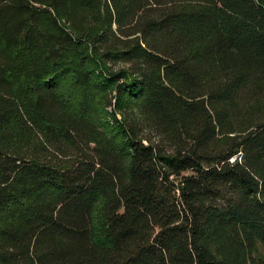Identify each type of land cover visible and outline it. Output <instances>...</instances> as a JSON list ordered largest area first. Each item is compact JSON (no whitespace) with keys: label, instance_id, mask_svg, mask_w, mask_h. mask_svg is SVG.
Here are the masks:
<instances>
[{"label":"trees","instance_id":"16d2710c","mask_svg":"<svg viewBox=\"0 0 264 264\" xmlns=\"http://www.w3.org/2000/svg\"><path fill=\"white\" fill-rule=\"evenodd\" d=\"M264 0H0V264H264Z\"/></svg>","mask_w":264,"mask_h":264},{"label":"rangeland","instance_id":"374dc122","mask_svg":"<svg viewBox=\"0 0 264 264\" xmlns=\"http://www.w3.org/2000/svg\"><path fill=\"white\" fill-rule=\"evenodd\" d=\"M256 257L264 258V246L260 243L257 245Z\"/></svg>","mask_w":264,"mask_h":264}]
</instances>
